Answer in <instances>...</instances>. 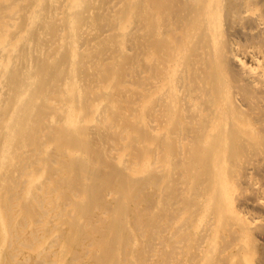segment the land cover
Wrapping results in <instances>:
<instances>
[{"label":"bare ground","instance_id":"6f19581e","mask_svg":"<svg viewBox=\"0 0 264 264\" xmlns=\"http://www.w3.org/2000/svg\"><path fill=\"white\" fill-rule=\"evenodd\" d=\"M0 264H264V0H0Z\"/></svg>","mask_w":264,"mask_h":264}]
</instances>
